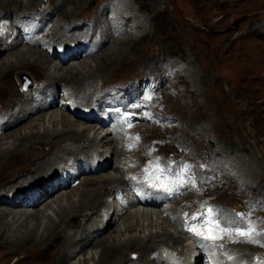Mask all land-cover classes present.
I'll return each instance as SVG.
<instances>
[{"label": "rangeland", "instance_id": "374dc122", "mask_svg": "<svg viewBox=\"0 0 264 264\" xmlns=\"http://www.w3.org/2000/svg\"><path fill=\"white\" fill-rule=\"evenodd\" d=\"M5 1H7L6 3L9 5V8L6 7L8 13L0 12L4 13L2 20L0 21V29H2L3 26L13 25L24 18H27L25 21L26 24H31L30 22L38 20L40 14L48 12L53 17L54 22L52 23H58L61 30L64 22L63 19H60V15L62 12H65V10L69 9V6H65L64 4L65 8L63 9V7H61L62 9L60 12L55 14V9L53 6H62L58 0H39L40 2L36 0L33 4L35 5L33 7L36 9H32V11L27 12L23 7V5L26 3V0ZM222 1L226 0H85L81 6L82 10H78L79 13L77 12L78 14L75 22L74 20H70L69 22H78L79 24H82L79 25V28L84 26L87 27L88 25L90 27L92 25V30L94 32L97 30H104L105 28L102 29V27H105V25H103V22L105 21L95 20V16H97L99 8L104 6L105 3L108 5L116 2H128L131 6L128 13L131 16L134 15L136 18H134L133 22L130 24V27L126 29L118 28L117 31L115 30V32L118 35L120 34V37H125L128 35V32L132 30L131 28L133 25L140 24V21H144L146 23V33L141 36L142 39L140 42L135 44L136 49L134 53L132 52L129 56V59L132 58L133 64L128 67L121 66L117 71L114 72H110L109 67L105 68L104 72L100 74L102 76L99 77L100 79H104L105 83H100L97 86L99 80H95L93 85H96V89L94 88L92 90V94L98 92L97 95H99L100 98H102L104 94H107V97H112L109 95V93L115 96L120 91H127L128 88L135 86V96L130 97L131 102H129L124 108L125 111L135 110L138 113L131 114V112L127 114L130 115V118L135 117V120H133L135 121V125L141 127L137 130L135 128V130H131V135L128 137V142L126 143L127 148L135 146L137 148L140 146L137 149V154L129 153L127 155V157L133 161L131 165L140 168L137 170V173L139 174H136L133 178H131L136 180L139 179V182L144 179L140 182V184L142 182L151 184L152 181L149 182V179L155 176L156 173L149 171V168H152L153 170L156 168L155 165L160 166L161 168L163 167L161 170L167 171L168 175L170 173L173 174L171 178L165 175V178H173V181L170 180L168 182L171 187L179 185L176 182L177 178L174 174L175 167L179 166L178 171L176 172H178V176L180 178L182 177V172H184L186 167L190 171L193 170L195 174L201 177L203 176L205 180L196 179V184L194 183V178L191 180L192 187H190L188 190L192 191L194 195H192V198L181 202V209H178L177 213L181 216V214H183V212L186 210L187 213L185 215H187V217L184 216V221H192L191 218H193L195 212L196 214H199L198 210L206 209V212L212 210L214 214L211 220L213 221V226L214 224L217 226L213 227L212 232L214 233L221 231V234L224 232L231 233V239L230 237H222L221 243H226L227 239H230L235 243H230L232 245H230L229 248L226 247V250L229 251L228 257L231 256L230 259L232 258L231 260L233 261L236 249H233L232 247H235L236 245H244L248 247V251L250 249L255 250L254 252L253 250L252 252L250 251L249 257L251 263L254 264L257 262L256 259L259 258L258 260H261L260 262H263L262 259H264V82L261 83L257 79L244 81L240 79L239 75H243L242 72H244L243 69H245H242L240 65L242 64V52L244 53L246 50L245 47L252 42L256 43L258 47L264 48V28L258 29L256 33H249L248 35L246 34L252 27L264 24V0H250L247 5L240 3L238 7H228L223 4ZM1 9L2 8L0 7V10ZM27 16H30L29 19ZM237 16H244V18L237 22ZM57 17H59V20H57ZM234 21L237 23H235L233 26L232 23ZM69 22L65 23L64 25L69 24ZM56 23L54 24L53 35L48 34L47 36V42L50 47L55 46L57 49L52 52V47L49 48L46 46L44 48V52L50 54L49 59L54 64L62 61L60 59L62 58L65 50H63V53H57L60 51V47L67 46L72 42L71 40L76 42L81 39L83 40V38H73L71 40H68V38L62 39L60 37L61 35H57L58 38L54 37L58 26ZM95 23L98 24V27H95ZM24 24L23 27L17 28L16 31L21 37L22 34L25 35V33H27L25 42H27L28 45L21 43L20 48L27 47L36 50L37 48L30 46L32 35L31 31L28 29L29 24L27 26ZM49 26H51V22ZM25 27L26 30H24ZM205 27L208 28L209 32ZM228 27H230V29L226 30ZM47 28L48 27L45 26L44 29L47 30ZM2 32H4V30ZM2 32L0 31L1 35L3 34ZM34 35L38 36L39 32L36 31ZM99 36L100 35L98 33L96 35L89 36L87 40L90 47H82L84 49L72 48L69 50V52L66 50L65 53L67 54L75 51L90 50L91 47H94V45H96L98 42L102 43L99 39ZM14 37L15 36L13 35L11 40ZM231 41L233 43L229 45ZM109 46V43L104 44L103 47L91 57L99 56L102 53L104 55L106 49L110 48ZM20 48L18 45L17 49ZM13 51H16V49L8 53L3 52L0 54V71L5 68V62L8 64L7 62L14 61V57H7L8 54ZM95 59L96 58L90 59L88 62V68L95 66ZM76 60L78 61L72 62L77 63L81 61L82 58ZM70 62L71 60L62 63V65L59 67H61V69H65L69 67ZM204 70L205 72H211L205 76L206 84L196 83L194 86L193 83L196 81L195 79L197 75L204 73ZM52 72L54 74L58 73L57 70H53ZM177 72L178 74H176L177 77L175 78L173 75ZM23 76L26 77L25 83H23ZM180 76L182 77L181 79L178 78ZM18 78L22 80V85L20 88L18 87ZM45 79L46 75L44 70L39 68H25L10 71L5 76L3 85L0 86V112L18 101V97L20 96L18 90H25L23 88L29 89L33 87L34 81H37V83L38 81L44 82ZM61 84L62 85H60L58 89L55 90V92L58 90L60 95L57 94V96L51 100H54V104L46 111L49 113L51 110L52 112L55 111L59 114L63 112L67 115H70V117L75 120L76 117H73L70 114V110L73 108L72 106H70L68 110L66 108H63L62 110L61 106H59L60 99L64 95L63 93L69 92L70 88L68 86H71L70 82ZM102 89L105 91V93L101 96L100 91ZM9 97H13L14 99H10ZM140 99L143 100V103ZM75 100L77 107L78 105L84 104V102H82L78 96L75 97ZM145 101L146 104L144 103ZM113 104H116V102H113ZM135 104H141V107H136ZM146 108L151 109L150 111L155 113V117H150L149 112L148 114L145 113V110H147ZM113 109L117 110V108ZM92 111H94V113L98 112V115H96V118L98 119L103 112V108L99 111L98 109ZM120 112L123 113V111L120 110L116 111V120L119 119L117 117ZM31 119L22 122L16 127L10 129L8 131L9 133L7 132L5 137L8 138L11 135L13 136L19 133L23 134V132L30 131L28 128L32 125L29 124V122L32 121ZM112 121L113 122H110V120L107 121L105 123L107 126L105 127V125H103L101 127L103 130L102 133H105L107 130L109 131L106 133L110 132V130H113L110 124L114 123V118ZM118 121H121V119ZM84 122L78 123L80 128L86 126V123L84 124ZM127 122L130 124L131 120L129 119ZM57 128L60 129L59 127ZM121 128L122 127L117 128L116 131L121 130L124 132V130ZM153 128L158 129L157 132H151V129ZM100 130L99 132H101ZM36 131L37 129L32 130L34 133ZM137 137L138 139H136ZM16 138L14 137L13 139H5L3 141L0 140V150L6 149L8 147L7 143L14 141ZM30 149L34 150L35 153H38L36 152L38 151L36 146L33 147V149L31 146ZM40 149L41 147H39V150ZM49 149L50 147L48 148L47 145L44 144V146H42L43 151L41 150L40 154L42 152L43 154L46 153L49 151ZM113 149L114 150L112 151H114V158L113 156L105 158L107 162L112 164V167L114 161L116 162L117 159H120L121 161L122 159L124 161L126 159L124 158V151L122 148L113 146ZM100 151L101 154L104 155L106 151H109V148L100 147ZM110 151L108 153L109 155H111ZM0 158L4 159L6 164V166L2 169L3 171H11V169H14L17 172L16 174H6L5 176L1 177L0 189H8V186L15 183L16 181H19V183H17L18 185L25 183L24 177H27L29 180L30 177L27 176V174L29 175L27 172L28 170H31V166V168L29 167L27 170H22V166L19 164L23 165V163H9V159L11 157L3 158V156H0ZM142 158L144 159L140 160ZM157 158L158 160H156ZM157 161L159 163H157ZM80 163L83 169L89 170L90 168H96L94 165L83 164L84 161L81 158ZM121 164L122 165H120V167L125 168V165L122 162ZM31 165H33V162ZM60 166L64 167V171L68 169L63 164ZM128 166L129 165H127V167ZM1 167L2 166H0V168ZM102 167H105V164H102ZM87 170H85V172ZM139 170L143 172L142 175H140ZM180 170L181 174L179 173ZM92 171L84 173L83 175H87V177L96 179L104 174L102 171L93 173ZM105 173L111 174V169L107 168ZM129 174L130 173H128V175ZM191 174L193 175V172H191ZM79 175L74 177L78 179L72 186L66 189V191L71 190V188H74V185L82 181L83 178L82 176L79 177ZM37 180L38 179H36V181ZM158 180L156 181L157 183H154L161 187L164 182H166L161 176ZM34 181L24 185L35 183ZM204 182H206L207 185H204ZM154 183L153 185H155ZM89 187L90 185H79V191L84 189L88 190L90 189ZM11 190L14 192H11ZM19 190L21 189H13L10 187V192L12 194H16ZM125 190L126 187L124 188V191ZM203 191H205V194ZM185 195L186 194L184 193L175 200H181V198H183V196L185 197ZM104 200L111 201V199L107 198V195L104 196ZM175 203L176 202L170 204V206H175ZM1 209L6 210L5 207L0 205V210ZM21 209L23 208H14L12 210L19 211ZM172 209L175 210L177 207L175 206ZM158 212L163 213L162 216L164 218H166L168 215L166 210ZM79 213L81 216L78 215ZM79 213H77V215L78 217L80 216V218L76 217L77 219L75 218V220H73L74 225L79 224L76 226H81L82 223H86L87 220L86 218L83 220V212ZM200 215L201 214L198 216ZM167 217L170 219L173 217V215L169 214ZM224 220L229 223L227 227L220 226V222H223ZM237 221L239 224L235 223ZM74 225L73 227H75ZM197 225L202 224L199 222ZM168 226L169 227L165 225L164 227L167 230V233H174V235L178 234L182 237L186 236L187 234V228H183L181 225L179 226L180 229L177 232L170 224ZM215 229L217 231H215ZM249 229L254 230L251 238L247 236L236 235L238 231H248ZM105 231L104 234L107 233ZM65 232L68 234L69 230H64L62 238L60 237L55 242H51L49 244V249L51 251H57L61 249L63 244L62 239H66L64 237ZM207 232H209V230ZM132 234L137 235L135 232ZM129 235L130 234H126V236ZM208 240L212 241V243L215 241V239ZM208 240H206L205 243H207ZM186 245H190L192 247L190 241H186ZM216 248L218 249L217 251L219 253V250H221V252L224 250V248H221L218 245ZM0 250V264H45L46 262V264H49L48 258L50 256L48 253L43 254L38 251L40 250L39 246L36 248L37 251L27 252V254H30L31 257L32 254H35V258L33 256V258L28 257L27 259H21L20 255L7 256L5 253L10 251V248L6 245H3L1 240ZM257 253L259 255L253 257V255ZM132 256H137V254ZM206 256L207 255H205L206 259L203 258L202 260H208L209 255L208 257ZM45 259L47 260L44 262ZM76 260L77 259H75V261ZM73 262L74 261H72V263ZM208 262L211 263L210 261Z\"/></svg>", "mask_w": 264, "mask_h": 264}, {"label": "bare ground", "instance_id": "6f19581e", "mask_svg": "<svg viewBox=\"0 0 264 264\" xmlns=\"http://www.w3.org/2000/svg\"><path fill=\"white\" fill-rule=\"evenodd\" d=\"M35 1L36 0L25 1L26 3L23 5V7L27 12L32 11V9H36L35 7H33L35 6L33 5ZM40 1L38 0V2ZM83 1L85 0H58V2L62 4V6H53L55 9V14L60 12V10L62 9L61 7H63L64 9L65 6L68 5V10H65V12L61 11L62 13L60 15V19H63L64 24L68 23L70 20H74L75 22L77 14L79 13L78 10H82L81 6ZM249 1L250 0H226L222 1V3L228 7H238L240 3L247 5ZM6 2L7 1L5 0L0 1V7L3 9H1L0 12L8 13L6 7L9 8V5ZM130 8L131 6L128 2H116L108 5L107 3H105L104 6L99 8L97 16H95L96 21H105L103 22V25H105V27H102V29H105L97 30L96 32L92 30V25L90 27L88 25L87 27L84 26L79 28V25L82 24H79L78 22H69V24L67 25L63 24L60 30V25L55 22L56 25L58 24V26L54 37L58 38L57 35H61L60 37L62 39L68 38V40H71L73 38H83V40L81 39L77 42L71 40L72 42L67 46L60 47L59 52L63 53V50H65V52L66 50L69 52V50L72 48H85L86 46L90 47L87 39L89 38V36L96 35L97 33L100 35L99 39L102 42H98L96 45H94V47L92 46L91 49L89 48L90 50L87 51L81 50L67 54L64 52L62 58L60 59L62 61L56 64L50 61V54L44 52V48L46 46H48L49 48L52 47L48 45L47 36L48 34L53 35L55 24L52 23L54 22L53 17L48 12L40 14L38 20L30 22L31 24H26L25 21L27 20V18H24L21 21L14 23L13 25L3 26V28L0 29L1 32L4 30V32H2L3 34H0V54L3 52L8 53L16 49V51L11 52L7 56L14 57V61H9L7 62L8 64H6L5 62V68L0 71V86L3 85L5 76L10 71H15L17 69L39 68L41 70L43 69L46 75V79L44 80V82L38 81L37 83V81H34L33 87L29 89L27 88L25 90H18V93L20 94V96L18 97V101L0 112V140L3 141L5 139L7 140L18 137L14 139V141L7 143L8 147L6 149L0 150V156H3V158L11 157L9 159V163H23V165L19 164L20 166H22V170H27L30 166L32 167H30L31 170H28L27 172L29 173V175L27 174V176L30 177L29 180L27 179V177H24L25 183H21L18 185L17 183H19V181H16L15 183L10 184L8 186V189H0V205L6 208V210H0V240L3 245H6L10 248V251L5 253L7 254V256L20 255L21 259H27L28 257L33 258V256L35 258V254H32L31 257V255L27 254V252L37 251L36 248H38L39 246L40 250L38 251L43 254L48 253V255L50 256L48 258L49 264H205V260H202L204 256L199 252H192L193 248L188 247L186 245V241L189 242L191 240L193 242L194 238L198 237L200 234H203L202 231L199 230V227L197 225L199 222L202 224L201 226L206 223V220H202L201 215L207 216L208 220L210 222H213L211 218L213 217L214 212H212V210H207L208 212H206V209L198 210V213L201 215L198 216V214L196 217L193 216V218H191L192 221H184V218L187 217V215H185L187 213L186 210L183 212V214H181V216L177 213V210L181 209V202H184V200L186 199L192 198V195H194L192 191L188 190L190 189V187H192L191 180L194 178L193 180H195L194 183L196 184V179L205 180L203 176L201 177L195 174L193 170L190 171L186 167V169L183 168L184 172H182L183 175L180 178L178 176V172H176L178 171V166L174 169V174L178 179L177 183H179L178 186L171 187L167 181L164 182L162 187L157 185L167 192L166 196L162 200H160V194H156L155 192H153L151 198H149L147 202L142 203L141 200L138 201L134 198L131 189L124 191L123 197H120L119 199V201L121 200V202L117 200L118 198H115V195H117L116 192H123L125 187H129V185H131V179L136 174H139L137 173V170L140 169L137 166H132L131 163H133V161L129 157H127L129 153L137 154V149L140 146H138L137 148L136 146L131 148H127L126 146L128 137L131 135V130L134 128L136 130L141 128L140 126L135 125V121H133L135 120V117L130 118V115L127 114L131 112V114L138 113L135 110L125 111L124 109L128 105V103L131 102L130 97L135 96V86L128 88L127 91H120L118 93L119 95L116 94L115 96H113L109 93V95L112 97H107V94H104L105 91L102 89L100 91L101 96L102 94H104L102 98L97 95L98 92L92 94V90L96 87V85H93L95 80H99L97 86L100 83H105L104 79L99 78L102 76L100 74L104 72L105 68L109 67L110 72H114L117 71L121 66L128 67L133 64L132 58L129 59V56L132 52L134 53L136 49L135 44L140 42V40L142 39L141 36L146 33V23L144 21H140V24L133 25L131 28L132 30H130L128 32V35L125 37H120V34L118 35L115 32V30L117 31L118 28L126 29L130 27V24L133 22L134 18H136L134 15L131 16L128 13ZM4 13H0V21L2 20ZM27 17L29 19L30 16ZM237 17V22L244 18V16ZM58 18L59 17H57V20H59ZM236 21L232 23L233 26L235 25V23H237ZM50 22L51 26H49ZM23 24L25 26L29 24L28 29L31 31L32 35V39H29L31 44L30 46H32L33 48H37L36 50L27 47L20 48L21 43L28 45V43L25 42L20 34L16 31L17 28L23 27ZM95 24V27H98V24ZM45 26L48 27L47 30L44 29ZM205 28L208 31V28ZM260 28L263 29L264 24L252 27L246 34L248 35L249 33H256ZM229 29L230 27H228L226 30ZM24 30H26V27ZM36 31L39 32L38 36L34 35ZM13 35L15 37L11 40V37ZM106 43L110 44L109 47L111 49H106L104 55L102 53L99 56L91 57L94 56V54H96ZM232 43L233 42L231 41L229 45H231ZM18 45L20 49H17ZM54 47H52V52L57 49V47ZM245 49L246 50L244 51V53L242 52V64H240L242 69L245 68L243 69L245 74L244 72H242L243 75H239L240 79L244 81L257 79L261 83H263L264 48L258 47L256 43L251 42L248 46L245 47ZM80 58H82V60L75 63L76 61H78L76 59ZM92 58H96L95 66L88 68V62ZM70 60L71 62L69 67L65 69H61V67H59L60 65H62V63ZM53 70H57L58 73L54 74L52 72ZM209 73L211 72H205L204 70V73L202 74H194L197 75L195 79L196 81L193 83L194 86L196 85V83L206 84L205 76ZM176 74H178V72L173 75L175 76V78L177 77ZM178 78L181 79L182 77L180 76ZM22 79L23 83H25L26 77L23 76ZM17 80L19 85L18 87L20 88L22 85V80L19 78ZM65 82H70L71 84V86H68L71 92L69 90V92L63 94H66L65 96H68V98L72 101L74 100V102L72 103L73 108H71L72 110H70V114L73 117L75 116L77 118H75L76 121L66 113L61 112L59 114L54 110V112L50 110L49 113L46 111L47 109H50V107H52L54 104V100H51L55 98L57 94L60 95V92H58V90L57 92H55V90L58 89L60 85H62L61 83L65 84ZM65 96H62L61 100L63 102L66 100ZM76 96H78L82 100V102H84L83 105H78L79 108L76 106ZM113 102H116V104H113ZM144 103L146 104V101ZM135 106L140 108L141 104H135ZM69 107L70 106H61V109L63 110V108H66L68 110ZM102 108L103 112L101 113L100 118L103 121V124L99 126L96 118L98 112L94 113V111L92 110L98 109L99 111ZM113 108H117V110L123 111V113L120 112L117 117L121 119V121L117 120V122L113 125L112 131L110 130V132L106 133L107 131H109L107 130L105 133H102L103 130L101 129V127L107 121L112 120L113 118L115 119L117 110H114ZM150 110L151 109L145 110V113L148 114L149 112L150 117H155V113L151 112ZM30 119L32 120L31 122H29V124H32L31 126L29 125L30 127L28 128L30 131L23 132V134L19 133L17 135H11L8 138L5 137L6 133L10 129ZM129 119L131 120L130 124H128L127 122V120ZM78 121H85L84 124L86 123V126L80 128L78 124L80 122ZM57 127H59L60 129H58ZM120 127H122L121 129H123L124 132H122L121 130L116 131V129ZM33 129H37V131L34 133L32 132ZM99 130L101 132H99ZM157 130L158 129L153 128L151 129V132H157ZM44 144H46L48 148L50 147V149L46 153L43 154L42 152L40 154L42 146H44ZM31 146L32 149L36 146L38 150L36 152L38 153H35L34 150H31ZM113 146L122 148V150L124 151V158L126 159L125 161L123 159L122 161L120 159H117L116 162L114 161L112 167V164L110 162H107L105 158L113 156ZM39 147H41L40 150ZM100 147H108L109 151L111 149V155L108 154L109 151H106V153L102 155ZM80 158L84 161L83 164L94 165L96 168H90L89 170L83 169L81 167ZM143 159L144 158L140 160ZM156 160H158V158ZM32 162L33 165H31ZM121 162L125 165V168L120 167V165H122ZM157 163L159 162L157 161ZM62 164L68 169L71 168L73 170V173L71 174L67 169L64 171V167H58ZM102 164H105V167H102ZM127 165L129 166L127 167ZM0 166H2L0 168V178L5 176L6 174L12 175L13 173H17L14 169H11L12 172L9 170L3 171L2 169L6 166V164L4 162V159L1 158ZM155 166L156 168H154L153 170L152 168H149V171H153L156 173V175L153 176L154 178L152 177L151 179H149V182L152 181L151 185H153V183L156 182L160 178V176L163 178V180L165 179V175L169 176L170 178L172 177V173L168 175L167 171L161 170L163 167L161 168L160 166ZM107 168L111 169V174L105 173L107 171ZM85 170L87 171L85 172ZM122 170L123 172L121 173ZM91 171L92 173L102 171L104 174L96 179L87 177V175H83L84 173ZM191 172H193V175L191 174ZM78 173L80 174L79 177L82 176V181L74 185V188H71V190L66 191V189L72 186L78 179L75 178L74 180H72L71 175H76ZM128 173L130 174L128 175ZM142 173L143 172L140 171V175H142ZM179 173L181 174V170ZM36 179L38 180L36 181ZM31 181H34L35 183L24 185L28 184ZM82 184L90 185V189L79 191V185ZM141 185H145V183L142 182ZM204 185H207V183L204 182ZM10 187L13 189L20 188L21 190H19L16 194H12L11 192L14 191L11 190L10 192ZM141 188L142 186L139 189ZM34 191L36 192L34 198L32 199ZM182 191L183 194H186L185 197L183 196L181 200H175L176 198L183 195L181 194ZM204 192L205 191H203V193ZM105 195H107V198L111 199V201L104 200ZM164 200L169 201L162 202ZM174 202H176L175 206L177 207V209L175 210L172 209L175 206H170V204ZM165 204L169 205V208L163 210H166L168 215H173V217L170 219L167 217L168 215L166 216V218H164L162 216L163 213L158 212L163 211L162 206ZM14 208L23 209L14 211L12 210ZM79 212H83V220H85V218L87 220L86 223H82L81 226H76L79 224L74 225L73 220H75V218L80 215ZM77 213L79 214L77 215ZM80 216L78 218H80ZM235 223L239 224L238 221ZM164 224L167 225V227H169L168 225L170 224L176 232L180 229L179 226L181 225L183 226V228H187V234L186 236L182 237L178 234L174 235V233H167V230L164 228ZM73 225L75 227H73ZM227 225H229V223L225 220L223 222H220V226L227 227ZM214 226H216V224H214ZM64 230H69V233H64V237L66 239H62L63 244L61 246V249L57 251H51L49 249V244L51 242H55L60 237L62 238ZM104 231L107 233L104 234ZM215 231L217 230L215 229ZM134 232L137 233V235H133L132 233ZM126 234L130 235L126 236ZM210 234L215 235L217 238L213 243L210 240L207 241V243H211V249H209L210 252L208 253L210 254V258L212 259L206 260V264H210L208 261H210L211 264H232V262H236L235 264H253L251 263V260L249 258L250 251L252 252L253 249H250L248 251V247L244 245H236L235 247H232L233 249H236L234 253L235 257L233 258L232 262L225 261L229 255V252H225L227 254H225V256H221L216 247L218 245L219 247L226 250L230 247V245L235 244L232 240H230L231 233L224 232L223 234H221V231H217L214 233H204L205 237H208ZM222 237H230V239H227V242L222 244ZM199 244L200 243L198 242L197 245L200 246ZM196 248L197 247H195V249ZM219 251L221 252V250ZM254 251L255 250H253V252ZM136 254L137 256H132ZM258 255L259 254L257 253L253 255V257H256ZM206 257H208V255ZM75 259L77 260L75 261ZM46 260L47 259H45L44 262ZM72 261L74 262L72 263ZM254 264H264V262L257 261Z\"/></svg>", "mask_w": 264, "mask_h": 264}, {"label": "snow or ice", "instance_id": "6c2138e0", "mask_svg": "<svg viewBox=\"0 0 264 264\" xmlns=\"http://www.w3.org/2000/svg\"><path fill=\"white\" fill-rule=\"evenodd\" d=\"M136 139H138V137L136 138ZM209 211H211V210H209ZM214 227H217V226H214ZM213 231V229H209V232L211 233ZM253 231L254 230H252V229H249L248 231H238L237 233H236V235L237 236H247V237H249V238H251V236H252V234H253ZM206 238H208V239H216L217 237L215 236V235H209L208 237H206Z\"/></svg>", "mask_w": 264, "mask_h": 264}]
</instances>
